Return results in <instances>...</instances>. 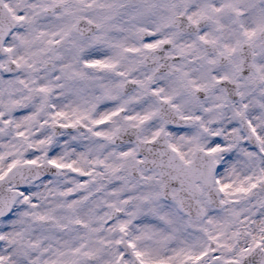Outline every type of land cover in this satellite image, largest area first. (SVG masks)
Listing matches in <instances>:
<instances>
[{"label":"snow or ice","instance_id":"snow-or-ice-1","mask_svg":"<svg viewBox=\"0 0 264 264\" xmlns=\"http://www.w3.org/2000/svg\"><path fill=\"white\" fill-rule=\"evenodd\" d=\"M0 264H264V0H0Z\"/></svg>","mask_w":264,"mask_h":264}]
</instances>
